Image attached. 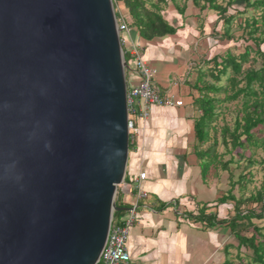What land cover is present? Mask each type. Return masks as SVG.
Instances as JSON below:
<instances>
[{
	"label": "water",
	"instance_id": "water-1",
	"mask_svg": "<svg viewBox=\"0 0 264 264\" xmlns=\"http://www.w3.org/2000/svg\"><path fill=\"white\" fill-rule=\"evenodd\" d=\"M114 0H0V264H97L129 156Z\"/></svg>",
	"mask_w": 264,
	"mask_h": 264
},
{
	"label": "crops",
	"instance_id": "crops-1",
	"mask_svg": "<svg viewBox=\"0 0 264 264\" xmlns=\"http://www.w3.org/2000/svg\"><path fill=\"white\" fill-rule=\"evenodd\" d=\"M165 18L177 27L173 34L148 40L138 29L130 28L123 35L128 40L123 49L131 55L130 50L136 47L156 70L154 85L161 95L181 99L184 105L154 106L146 123L139 124V134L130 141L127 178L117 191L122 212L115 216V221L136 200L131 176L146 172L142 188L147 196L139 200L138 218L128 240L132 262L225 264L236 239L231 228L221 224L207 228L192 217L203 208L218 219L234 215V201L219 204L232 188L230 175L225 170L218 171L215 164L205 171V158L200 152L208 148L201 145L195 131L196 121L202 115L195 105L200 96L197 79L207 65L201 51L203 46L210 45V40L215 43L213 48L223 42L218 36L222 29H214L217 17L208 22L211 29L204 28L208 20L201 19V15L195 17V25L184 24L181 17ZM208 30L211 35L198 46L199 38ZM127 81L129 87L138 82L133 65L127 72Z\"/></svg>",
	"mask_w": 264,
	"mask_h": 264
},
{
	"label": "trees",
	"instance_id": "trees-1",
	"mask_svg": "<svg viewBox=\"0 0 264 264\" xmlns=\"http://www.w3.org/2000/svg\"><path fill=\"white\" fill-rule=\"evenodd\" d=\"M188 1L185 0L183 6L179 0H114V3L117 8L121 3L129 14L130 21L122 13L116 12L119 21H126L130 28L138 29L143 38L151 40L173 34L177 29L165 18L163 5L171 2L178 13L184 16ZM191 1L201 12L209 10L217 13L215 25L222 21L219 37L234 39L233 26L236 24L237 29L243 31L242 37L252 41V45H246L239 54L228 49L221 55L214 56L211 61L206 62L209 66L207 71L202 69L198 75L196 88L200 96L195 100V105L202 111V115L195 124L196 137L201 145L213 138V144L206 151L200 152L201 157L205 158V171L218 161V156L214 153L218 144L215 122L220 116V107L228 102H237L234 125L225 123L222 127V142L227 148L231 146L228 153L232 158L222 161L221 165L223 170L230 171L232 188L219 201L222 204L232 200L235 205L231 218L218 219L216 214L206 213V208L192 217L204 223L207 228L220 224L229 226L239 241L238 249H246L245 264H264V183L248 196H245L244 191L253 178L251 168L259 166L264 172V0H229L226 5L219 0ZM237 2L245 3L244 10L238 11L237 15L230 14L229 9ZM125 58L128 63L132 62V56L128 53H125ZM257 62H260L259 67L252 64ZM249 63L251 64L247 66ZM206 76L212 81H208ZM224 77L226 83H222ZM236 150H240L235 154L238 159H234L232 154ZM258 150L263 153L261 159L256 158ZM242 162L245 166L243 165L242 173L235 179L230 166L237 164L240 167ZM246 170H250L248 175L244 173ZM237 185L240 186L239 197L234 190ZM116 205L122 208L117 197ZM121 212L115 211L114 216ZM225 264H231L230 260L227 259Z\"/></svg>",
	"mask_w": 264,
	"mask_h": 264
},
{
	"label": "built area",
	"instance_id": "built-area-1",
	"mask_svg": "<svg viewBox=\"0 0 264 264\" xmlns=\"http://www.w3.org/2000/svg\"><path fill=\"white\" fill-rule=\"evenodd\" d=\"M118 27L121 32V43L124 46L128 40L123 36V33L129 32L130 27L126 21L120 22L119 19ZM130 51L132 62L128 64L130 67L134 66L138 75L137 84L132 87L128 85L127 88L128 127L131 141L140 132L139 124L146 123L150 117L152 107L182 106L184 101L172 96L161 95L159 89L154 85L156 70L143 58L136 47ZM129 69L126 70V76ZM146 175V172L142 171L131 176L132 189L136 190V200L118 221H115L113 215L108 239L97 264H135L132 262L128 249V240L131 229L138 218L139 200L147 196L142 188V182L146 179Z\"/></svg>",
	"mask_w": 264,
	"mask_h": 264
},
{
	"label": "rangeland",
	"instance_id": "rangeland-1",
	"mask_svg": "<svg viewBox=\"0 0 264 264\" xmlns=\"http://www.w3.org/2000/svg\"><path fill=\"white\" fill-rule=\"evenodd\" d=\"M221 2H223L225 5L227 4V2L229 0H219ZM179 3L181 6L185 5V0H179ZM119 7H115L116 8V12H120L122 13V15H125V17H127L128 21H130L129 18V14L127 9L121 4L119 3L118 5ZM164 11L163 14L165 17H181L185 19L184 24H197L195 17L198 15H201V19L204 20H208L205 22V29H211V27H209L208 22L211 20L216 19V17L218 18L217 13H215L214 11H209V10H205L204 12L201 13V11L199 10V8L195 7L194 4L192 3L191 0H189L187 2V9L185 12L184 16H181L178 11L174 8L173 4L171 2H169L166 6L163 5ZM245 8V3H239L237 2V4H234L231 6V8L229 9V13L233 14V15H237L238 11L244 10ZM252 11V9H250ZM200 13V14H199ZM253 12H251L252 14ZM195 22V23H194ZM215 25V24H214ZM217 29H222V21H220V23L218 25H215ZM211 30H208V33L206 34V32L204 34H202V36L199 38L198 41V46L199 43H205L204 39L207 36H210L211 34ZM233 33L235 34V38L231 39V40H223V42L219 43L217 45L216 48L214 47L213 40H210V45L207 46H203V51H201L202 54V61H211V59L215 56V55H221L222 53H224L226 50L228 49H232L234 53L239 54L240 52H243L246 45H252V41L247 38H243L242 37V29H237L236 24H234L233 26ZM124 35V33H123ZM199 37V36H197ZM262 49L264 50V45L262 46ZM204 64V63H203ZM251 63H249L247 66H249ZM255 67H259L260 66V62L257 63H252ZM194 66V65H192ZM209 66H203L202 69L206 70L208 69ZM206 79L208 81H212V79L208 76H206ZM222 83H226V78L224 77L222 80ZM223 96V94L221 95ZM237 102H228L223 104L220 107V116L219 118H217L215 125L217 126V139H218V144L215 148V154L218 156V161L215 162V166L217 167L218 171H223L221 162L222 161H227L230 160V158H232V155L230 153H228V150L231 149V146L229 145V148H227L223 142H222V127L224 126L225 123H228L230 126L234 125V119H235V115L237 113ZM213 133V132H212ZM210 144H213V138H211V140L208 143H205L203 145H205V148H208L210 146ZM240 150H236L233 151V158L234 159H238V157L235 155L237 152H239ZM250 154V151H247V155ZM263 157V153L261 150H258L257 154H256V158L261 159ZM243 165L245 166V163L242 162L241 166H237V164H232L230 166V170L233 171L234 173V177L235 179L238 178L239 174L242 173L243 170ZM253 173V178L252 181L249 182L245 188V196H248L252 191H254L256 188L261 187V185L264 183V172L261 170V168L259 166H255L253 168L250 169ZM250 170H246L244 171V173L246 175H248ZM230 171L225 172L226 175L229 177ZM121 186V185H120ZM119 186V187H120ZM118 187V188H119ZM239 185H237L235 187V194L236 196H240V191H239ZM228 188V187H227ZM117 197V194H116ZM247 207V205H246ZM238 244L239 241L237 239H234V244L233 247L230 249L229 253V260L231 262V264H245L246 263V249L242 248L241 250L238 249Z\"/></svg>",
	"mask_w": 264,
	"mask_h": 264
}]
</instances>
